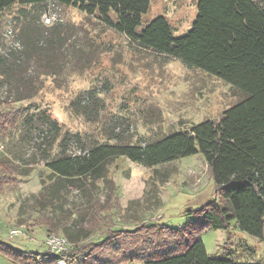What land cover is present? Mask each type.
<instances>
[{
    "label": "trees",
    "instance_id": "obj_1",
    "mask_svg": "<svg viewBox=\"0 0 264 264\" xmlns=\"http://www.w3.org/2000/svg\"><path fill=\"white\" fill-rule=\"evenodd\" d=\"M49 3L72 7L143 50L214 75L237 90L241 99L218 118L191 123L151 140L138 138L132 142L115 129L100 125L97 135L64 129L48 107L31 102L41 89L39 80L47 73L29 71L28 63L52 58L57 49L64 52L61 46L66 37L58 26L48 29L50 36H43L34 24ZM151 3L152 0H0V13L17 6L13 21L22 28L25 47L20 53L0 51V136H4L7 151L0 156V192L3 186L16 182L19 174L27 175L21 167L42 163L48 171L47 183H42L38 194L24 199L21 207L24 209L31 200L32 222L42 225L48 235L65 236L72 244L67 250L70 260L79 256L87 260L90 255L109 250L111 242L128 233L152 228L139 224L131 231L114 229L118 197L108 173L115 160L125 158L149 168L143 178L152 187L149 200L157 204L156 189L162 187L167 174L155 166L200 154L217 196L201 208L189 210L192 219L181 228L161 226L153 230L161 236L164 249L144 250L141 261L257 264L209 255L200 234L207 228L229 230L234 221L238 229L264 242V0H197L191 27L177 37L165 16L145 18ZM67 107L87 122L99 124L107 116L96 89L74 94ZM100 187L110 188L105 203H96L93 198ZM72 191L78 201L70 200ZM86 205L94 207L88 218ZM95 229L105 234L104 238L92 244L85 241ZM33 254L13 250L10 257L17 264H54L47 253L44 257Z\"/></svg>",
    "mask_w": 264,
    "mask_h": 264
},
{
    "label": "rangeland",
    "instance_id": "obj_2",
    "mask_svg": "<svg viewBox=\"0 0 264 264\" xmlns=\"http://www.w3.org/2000/svg\"><path fill=\"white\" fill-rule=\"evenodd\" d=\"M196 2L152 0L145 18L163 15L172 27L173 35L181 36L189 30L195 18ZM16 8L12 6L0 13L1 52L10 50L20 53L25 49L21 40L22 28L13 21ZM34 24L38 25L43 36H50L48 29L58 26L66 37L61 46L64 47L63 53L57 49L52 58L28 63L29 71L47 73L39 80L41 89L31 102L48 107L64 129L97 135L100 125L115 129L114 132L132 142L138 138L151 140L187 128L191 123L218 118L225 109L241 99L237 90L216 76L197 68H188L178 59L143 50L124 35L72 7L49 3ZM89 89L99 92L105 106L103 113L107 116L99 124L87 122L67 107L74 94ZM3 139L4 136H0V156L7 153ZM155 167L167 174V180L161 181L162 187L156 189L159 197L157 204L155 200H149V189L152 187L143 178L149 168L119 158L110 165L108 173L118 197L119 209L114 213V229L131 231L139 224L152 228L128 233L111 242L109 250L90 255L87 260H83L82 256L70 260L67 251L61 255L65 264H115L118 260L121 264H143L144 250L152 247V251L156 252L165 246L159 239L161 236L152 233L153 230L161 226L181 228L192 219L189 210L199 209L217 196L207 164L200 154L160 163ZM21 169L27 175L19 174L16 182L3 186L0 192V264H17L10 257L13 250L39 253L43 257L47 253L43 241L49 233L42 225L32 222L31 200L26 202L24 209L21 203L40 192L42 183H47L48 171L42 163L25 165ZM109 189L100 187L93 197L96 203H105ZM75 193L72 191L70 200H79ZM85 207L88 209L85 217H91L93 205ZM15 228L23 230L25 235L10 237V229ZM148 231L152 234L146 236L144 233ZM104 236L95 229L85 241L97 243ZM200 238L211 256L264 264V242L238 229L234 221L230 223L229 230L207 228L201 232ZM48 257L57 264L55 258L49 254Z\"/></svg>",
    "mask_w": 264,
    "mask_h": 264
},
{
    "label": "built area",
    "instance_id": "obj_3",
    "mask_svg": "<svg viewBox=\"0 0 264 264\" xmlns=\"http://www.w3.org/2000/svg\"><path fill=\"white\" fill-rule=\"evenodd\" d=\"M46 18L48 19L49 22V18L47 16ZM21 234L25 235V232L18 228L10 229L9 231L10 237H16ZM43 244L47 250V253L52 258H55V262L57 264H65V259L61 257V255L67 252V250L72 245L65 236L59 234L47 235L43 241Z\"/></svg>",
    "mask_w": 264,
    "mask_h": 264
}]
</instances>
